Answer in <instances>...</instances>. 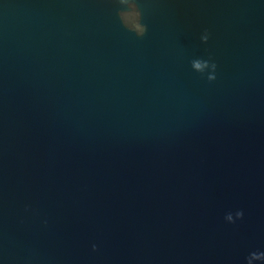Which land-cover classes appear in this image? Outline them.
<instances>
[{
	"label": "water",
	"instance_id": "obj_1",
	"mask_svg": "<svg viewBox=\"0 0 264 264\" xmlns=\"http://www.w3.org/2000/svg\"><path fill=\"white\" fill-rule=\"evenodd\" d=\"M0 264H264V0H0Z\"/></svg>",
	"mask_w": 264,
	"mask_h": 264
},
{
	"label": "clouds",
	"instance_id": "obj_2",
	"mask_svg": "<svg viewBox=\"0 0 264 264\" xmlns=\"http://www.w3.org/2000/svg\"><path fill=\"white\" fill-rule=\"evenodd\" d=\"M229 219H231V217H229Z\"/></svg>",
	"mask_w": 264,
	"mask_h": 264
}]
</instances>
